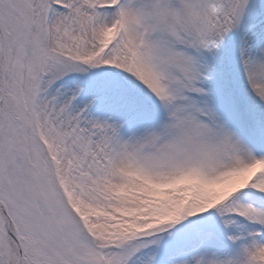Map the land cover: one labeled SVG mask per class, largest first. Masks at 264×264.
<instances>
[{
  "label": "snow or ice",
  "instance_id": "snow-or-ice-1",
  "mask_svg": "<svg viewBox=\"0 0 264 264\" xmlns=\"http://www.w3.org/2000/svg\"><path fill=\"white\" fill-rule=\"evenodd\" d=\"M0 264H264V0H0Z\"/></svg>",
  "mask_w": 264,
  "mask_h": 264
}]
</instances>
